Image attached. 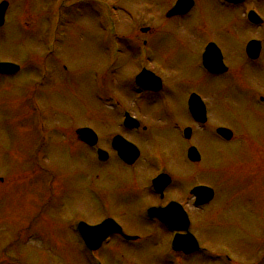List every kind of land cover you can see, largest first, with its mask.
I'll return each mask as SVG.
<instances>
[{"label":"rangeland","instance_id":"obj_1","mask_svg":"<svg viewBox=\"0 0 264 264\" xmlns=\"http://www.w3.org/2000/svg\"><path fill=\"white\" fill-rule=\"evenodd\" d=\"M104 2L118 8L110 19L117 25L120 43L110 38L97 11L87 10L80 0H64L60 13L52 0H14L0 29V63L20 67L16 77H0V260L4 259L0 264H92L78 254L63 226L75 217L89 226L112 217L127 235H143L142 221L136 216L139 213L141 218L144 207L132 203L124 210L120 205L121 193L130 195L141 188L137 173L125 177L124 168L112 160L99 164L75 134L77 129L90 128L99 137L98 146L107 148V139L116 132H111L108 123L111 103L101 99L110 94L122 104L137 107V117L155 130L149 140L154 146L149 158L159 155L169 163L172 159L175 170L194 169V184L215 186L217 195L207 211L220 208V223L226 227L217 229L220 237L209 235L205 232V225L209 228L212 223H205L209 214L194 208L192 230L199 243L220 247L219 251L240 264H252L255 254H264V103L258 99L264 97V67L257 70L239 60L243 67L239 90L228 84L234 80L218 88L219 80L207 79L210 123L229 128L234 138L220 147L216 138L196 127L191 144L204 156L215 151L216 158L211 166L205 161L190 166L183 161V149L189 143L178 134V127L187 125L182 107L189 83L184 61L188 53L181 49L180 34L176 37L175 29L171 31L172 22L144 12V0ZM205 7L210 11L203 25L209 32L221 31L216 4L212 7L206 2ZM254 9L264 20V1ZM146 26L158 33H140ZM227 37L234 40L233 34ZM144 39L146 52L135 46ZM112 45L113 51L120 49L118 58L109 53ZM133 57L139 67L147 65L157 71L167 88L141 107L130 90L137 70ZM39 64L47 77L38 75ZM150 111L159 113L149 120ZM155 118L161 121L156 123ZM129 138L145 148L144 137L130 134ZM134 169L150 172L143 162ZM152 201L149 196L145 199L147 204ZM160 236L154 234L147 247L113 238L101 251L105 264H164L165 240ZM97 260L94 254L93 264ZM186 264L204 263L197 254L187 258Z\"/></svg>","mask_w":264,"mask_h":264},{"label":"flooded vegetation","instance_id":"obj_2","mask_svg":"<svg viewBox=\"0 0 264 264\" xmlns=\"http://www.w3.org/2000/svg\"><path fill=\"white\" fill-rule=\"evenodd\" d=\"M80 1L84 3L87 0H80ZM89 1L93 5L94 0H89ZM178 1L179 0H144L145 7L141 6V9H143L144 12L153 14L158 20L162 19L165 22H172L171 31L175 29L174 32H175L176 37H178V35L180 34L179 39L180 41H183V46L181 49L184 50V52L188 53V57L184 61L186 62V65H187L188 75L186 74V76H187V79L189 80L188 90L184 97L185 104L182 107L183 115L187 119L188 124L182 127L183 129L187 127H191L192 129L190 138L186 140V142H188L189 144L187 145V147H185V149H183L184 157H185L183 161H185L188 165L193 166V167H194V164H200L204 161L209 162L207 164L208 166H211V164L212 165L214 164L212 159H213V156L215 155V151H212L210 155L204 156L201 153V151L198 149V147H196L193 143L191 144V142L195 139V136H196V131H197L196 127L199 128L200 131H205L207 135H212L213 130L215 131L218 127H221L218 124L210 123L209 110H208L206 96H205L206 91H209L207 79L219 80L221 84L218 86V88H221V87L225 88V85L227 81L229 80H234L233 83H230V82L228 83L231 87L236 86L240 80V73H241L240 70L243 69V67H241L238 63L239 60L242 61L243 64L247 66L255 65L257 69H262L264 67V64H262V61H264V24L262 26L254 25L250 23L248 18L246 17V14L249 12V10H253L254 12H257L254 9V7L257 6V3L259 2V0H245V2L237 4V5L227 4L223 2V0H192V5L190 6L189 9L184 10L185 8L184 7L182 10L183 12L181 14H176L175 16H168L169 12L173 9V7L176 5ZM206 2H209L212 5V7L215 4L217 6V9L221 16V19L219 21H221L223 24L222 30L219 32H214V30L209 32L207 27L203 25L205 15L208 14V12L210 11V10L208 11L207 8L205 7ZM87 8H88L87 10L93 12L92 6H91V9H90V6ZM197 12H199L200 14H196ZM213 12L215 11L213 10ZM194 16L196 17L199 16V17L195 19ZM241 27H242V30L244 31L243 34L242 32L238 33ZM144 28L145 29L147 28V31L144 32V34H147V33L157 34L158 33V31L157 30L155 31V29L151 28V26H146ZM157 28H159V26H157ZM251 32H253V35H251ZM181 33L188 40H185V38L182 37ZM228 34L229 35L233 34V39H234L233 41H230V39H228L227 37ZM253 41L259 42L260 44L259 45L260 55H259L258 60L254 62L250 61L247 58V53H246L247 44ZM144 43L147 44V41ZM209 44H212L218 51H215V52L212 51V54L208 53V57L207 55L205 57V52ZM233 44L235 45L234 47H233ZM224 45L229 46V48L226 49ZM216 53L221 56L222 65H220L219 67H214L213 68L214 72L211 73L209 69L205 67L204 61H207V59H212L214 62H217ZM136 67L137 66H135V68ZM219 69H224V71L217 72L219 71ZM153 72L160 77L157 71L153 70ZM130 90L133 93L135 102H137L140 107L142 106L140 104H143L145 100H148L149 98L155 97L157 94L165 93L167 91L166 83L164 82L163 79H161L160 81L159 92L158 91L151 92V93L150 92H146V93L140 92L132 85V83H130ZM190 95L199 96L205 104L207 120L202 125L197 124L195 120L192 118V116L188 114V98L190 97ZM136 109L138 108L133 107L131 105L124 104V105L112 107L108 111L110 115L109 116L110 120H108V123H109V126H112L113 128L111 132H116V133H114L110 139H107V143H108L107 148L104 149L108 154L107 161H111V160L115 161L121 167H123L125 171L124 172L125 177H131L130 174H134L136 176V173H137V176L139 177V181L141 183V188L139 190H136L134 194L126 195V194L121 193L122 198H124L122 199V203L120 204L122 205L121 208L125 210V208H127V206L132 203L138 204L137 207H144L145 210L165 209L170 206V208L172 209L171 211L167 213L168 215H171V213H177L176 206H180L188 217L189 224H188L187 232L191 233L194 236L195 234L193 233V230H194L195 218H194V214L192 213V210L195 208V209H198V212H205L206 214H209V216L205 218L207 219L205 223H208L209 221L216 223V225L214 226V230L216 231L217 234H219L217 229L220 228L219 224H222L220 223L221 218L219 217L221 213L220 208L218 207L214 208L211 212L207 211L209 208V205L214 202L216 195H217L215 191V186L211 184L210 182H207V183L199 182L197 184H194L193 181L196 178L194 169H188V170L184 169L185 171H181V172L178 170H175L174 168H172L173 166L172 159L170 160V163H169L166 157H165V160L163 161L162 156H160L161 158L160 167L162 168V171L156 172L155 170L152 169V171H150L149 173L145 172L142 174L134 169L136 165L140 164V162H143L146 167H151V164L148 161V154L151 152L149 149L154 146H151L149 144V140L153 139L152 134L155 132V130H153L152 127L145 125L144 121L146 120H141L137 117L139 110L136 111ZM157 112L159 113V111H156V112L150 111L151 114H150L149 120L153 119L152 117L153 113L155 114ZM126 114H129L134 119V123L139 125L138 128L128 129L123 126V121H124ZM155 120L158 121V122L155 121L156 123H159V121H161L160 118H155ZM152 126L154 127L153 124ZM178 132H179V128H178ZM130 134L133 135L134 137H144L146 140L145 148L143 147L141 148V146L137 144L136 139L133 140L129 138ZM116 136L120 137L124 141H128L134 144L138 148V157L136 158V160H134L132 165H126L119 159V156L112 145L114 141V137ZM179 139L185 141L181 136ZM98 141H99V137H98ZM118 142L121 143L122 148H124L123 146L124 142L122 143L121 140H119ZM217 142H218L217 144L220 147L222 146V144L226 145L225 142L223 143V141L220 140L219 137H217ZM189 147H196L197 150L199 151L200 157H201V160L199 163H192L186 158ZM96 149L97 148L94 149L95 152H96ZM153 149H156V148H153ZM158 151L161 152V149H158ZM177 166L179 167V165ZM162 173L167 178L166 184L164 186L163 184L164 180L160 179L158 181L157 190L158 192L161 191V193H156L153 188L152 180ZM198 186H205V187L211 188L214 191V197H213V200H211L208 204L201 206L199 208H196L195 198L191 194V191L195 187H198ZM174 192H176L177 195L175 197H172V194ZM147 196L153 199L152 203L147 204L145 202V199ZM47 204L48 202L46 203V205ZM173 209H176L175 212ZM136 217H138L137 218L138 220L142 221V224H143L142 234L143 235H133V236L138 237V239H136L135 241H128V242L126 241L125 243L135 244V245L142 244L143 247H147L146 242H150V241L153 242L152 237L154 236V234H160L161 235L160 237L165 240V244H164L165 246L164 250H166L165 252L171 254L174 258L185 260L186 257H189L191 255L193 256L195 254L194 253L191 255H184L180 252H173L172 250L168 249L167 243L170 238V234L168 233H171V232L167 231L159 223L158 220H155V219L150 220V219L145 218L146 221H143L144 219L142 217L140 218L139 213L137 214ZM45 219L47 220V218ZM114 220L117 223H119L116 219ZM32 222L34 224V221ZM76 222H77V217L73 218L71 221H68L67 226H65L66 223L64 222L63 226L65 230H67L66 232H68V235L71 237L72 241L76 244L77 252L80 255L81 248L77 242V235L75 231ZM45 225L48 226V224H45ZM121 227L124 231V227L122 225ZM192 227H193V230H192ZM207 230H208V227L207 225H205L206 233H207ZM31 231H33L32 228H31ZM180 234L183 235L182 232H180ZM113 238L119 239V237L115 235L111 236L106 241L107 243L105 242L106 245L111 243ZM161 243H158V244L160 245ZM198 244H199V247H201L205 253L204 254L205 264H208L211 262L210 260H208V258L209 259L211 258L210 254H215V255L224 254V252L219 251L220 247L210 246L209 244H206V243L204 244L202 243L203 245H201V243H199V240H198ZM200 251L201 250H199L198 252ZM198 252H196V254H198ZM211 263L218 264L219 261L216 259Z\"/></svg>","mask_w":264,"mask_h":264},{"label":"water","instance_id":"obj_3","mask_svg":"<svg viewBox=\"0 0 264 264\" xmlns=\"http://www.w3.org/2000/svg\"><path fill=\"white\" fill-rule=\"evenodd\" d=\"M184 0H180L178 3V6L180 7L181 2H183ZM6 9V4L2 3L0 5V25L3 23V17H4V12ZM18 70V67L11 65V64H2L0 65V72L5 73V74H13L14 72H16ZM195 106V110L196 113L199 114V112L201 111V108L198 104L193 103ZM89 130H80L78 131V135L80 136L81 139H84L86 141H90L91 135L89 133ZM226 137L230 138V133L227 132L226 133ZM193 193L196 195L197 200H199V204H203L205 202H208L211 198V191L208 190L207 188H197L193 191ZM206 194H209V197H205ZM108 222H103L101 225L88 229V234L89 236L93 239L96 238V245L100 244V242L102 241L103 238H105L108 234L112 233V227H110L108 224Z\"/></svg>","mask_w":264,"mask_h":264},{"label":"bare ground","instance_id":"obj_4","mask_svg":"<svg viewBox=\"0 0 264 264\" xmlns=\"http://www.w3.org/2000/svg\"><path fill=\"white\" fill-rule=\"evenodd\" d=\"M215 225H216V223L212 222V223H211V227H209L208 230H207V233H208L209 235H211V236H214V235H215V236L220 237L219 234H217L216 231L214 230V226H215ZM219 227H224V228H225L226 226H225V224H219ZM222 237H223V236H222ZM207 238H209V237H207ZM209 239H211V238H209Z\"/></svg>","mask_w":264,"mask_h":264}]
</instances>
